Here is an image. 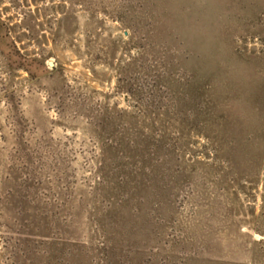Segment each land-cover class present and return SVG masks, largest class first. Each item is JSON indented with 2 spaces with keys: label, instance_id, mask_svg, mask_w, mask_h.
<instances>
[{
  "label": "rangeland",
  "instance_id": "rangeland-1",
  "mask_svg": "<svg viewBox=\"0 0 264 264\" xmlns=\"http://www.w3.org/2000/svg\"><path fill=\"white\" fill-rule=\"evenodd\" d=\"M0 264H264V0H0Z\"/></svg>",
  "mask_w": 264,
  "mask_h": 264
}]
</instances>
